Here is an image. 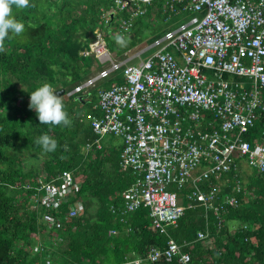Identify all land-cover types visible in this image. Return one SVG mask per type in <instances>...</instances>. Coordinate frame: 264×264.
<instances>
[{
    "label": "trees",
    "instance_id": "1",
    "mask_svg": "<svg viewBox=\"0 0 264 264\" xmlns=\"http://www.w3.org/2000/svg\"><path fill=\"white\" fill-rule=\"evenodd\" d=\"M114 4V0H30L29 7L14 9L25 30L6 41L5 52L0 53V264H127L147 258L153 247L166 248L170 240L189 244L184 248L191 256L188 264H264V173L243 170L237 177L232 171L220 184L214 180L213 184H222L219 197H235L239 205L216 211L184 199L178 224L161 233L149 209L124 212L136 175L121 166L123 142L117 146L102 140V148L86 149L98 138L89 116H98L100 110H85L89 94L79 93L85 103L77 94H67L100 68L94 55L83 54L90 50L96 30L120 57L136 47L144 49L147 39L165 36L188 16L180 12L183 4L174 5L179 11L175 13L166 0L154 1L120 45L116 37L122 35L121 20L129 16L112 17ZM112 78L116 82L108 81L102 90L123 80L120 75ZM44 83L53 91L59 85L66 90L61 101L71 121L67 129L40 125L35 110L29 108L30 92ZM102 90H96V99ZM263 133L264 112L244 138L253 142ZM44 135L57 142L56 153L43 154L36 145ZM65 173H72L78 186L74 195L57 206L43 204L41 182L58 185ZM201 188L210 189L203 184ZM76 203L81 204V213L71 217ZM47 217L55 218L52 227ZM199 232L205 239L198 240ZM144 261L183 264L178 258Z\"/></svg>",
    "mask_w": 264,
    "mask_h": 264
},
{
    "label": "built area",
    "instance_id": "2",
    "mask_svg": "<svg viewBox=\"0 0 264 264\" xmlns=\"http://www.w3.org/2000/svg\"><path fill=\"white\" fill-rule=\"evenodd\" d=\"M154 1L159 0H114L113 14L129 16L122 18L119 33L129 34ZM166 1L175 13L179 11L174 5L183 4L180 12L190 18L155 43L165 44L160 50L147 59H142V50L119 62L111 58L99 31L102 52L90 47L83 54L111 67L72 93H82L108 75L122 77L99 92L100 114L89 116L98 138L86 149L102 148V140L110 135L122 140L121 166L136 175L124 212L149 209L161 233L178 224L184 199L216 211L238 206L235 197H219L222 184L215 185L214 180L220 184L232 171L238 177L246 163L264 173V133L253 142L244 138L264 112V0ZM137 59L139 64L133 65ZM58 180V185L41 182L43 204L57 206L74 195L78 186L72 173ZM174 186L179 191L171 190ZM188 187L182 194L180 190ZM81 210L76 203L70 216ZM46 220L50 227L56 222L53 217ZM205 237L198 233V240ZM188 245L170 240L166 248L153 247L147 258L127 264L174 258L188 264L191 256L184 252Z\"/></svg>",
    "mask_w": 264,
    "mask_h": 264
},
{
    "label": "clouds",
    "instance_id": "3",
    "mask_svg": "<svg viewBox=\"0 0 264 264\" xmlns=\"http://www.w3.org/2000/svg\"><path fill=\"white\" fill-rule=\"evenodd\" d=\"M30 5V0H0V53L5 52V43L14 37H19L25 30V25L14 15L15 10H22ZM116 42L125 44L122 36L116 37ZM49 83H44L30 92L29 108L35 110L39 124L50 128L67 129L71 121L68 118L64 105ZM36 145L43 154H54L59 145L49 136L44 135L37 139Z\"/></svg>",
    "mask_w": 264,
    "mask_h": 264
},
{
    "label": "rangeland",
    "instance_id": "4",
    "mask_svg": "<svg viewBox=\"0 0 264 264\" xmlns=\"http://www.w3.org/2000/svg\"><path fill=\"white\" fill-rule=\"evenodd\" d=\"M112 15H114L112 13ZM190 16H187V19H185L184 21L182 22H178L177 24V28L182 24V23H185L187 20H189ZM96 37H93L92 40H90V47L92 48V50H94V47H96V44H98V35L100 34L99 33V30H96ZM122 37H125L123 35H121ZM96 38V39H95ZM159 39V37H151L149 39H147L145 41V46L146 48L144 49V52L142 54V59H147L149 56L153 55L154 53H156L158 50H160L165 44H159V45H156V46H153L156 42H158L157 40ZM99 45V44H98ZM109 48V47H108ZM148 48V49H147ZM147 49V50H146ZM146 50V51H145ZM110 52V56L113 60H116V61H124L128 58H131L133 56H137L139 54V52L142 51V48L141 47H136L134 48L133 50H131L130 52H128L127 54L123 55V56H118L117 53L115 52H112L109 48L108 50ZM93 52V51H92ZM94 53V52H93ZM95 55H97L96 53H94ZM100 68L99 69H95L93 71V73L91 74L90 78H89V81L90 80H93L95 79L96 77L100 76L101 74H103L106 70H108L110 67H111V64H103V63H100ZM133 65H136V64H139V59L135 60L132 62ZM107 72V71H106ZM120 79H118L117 81H119ZM108 81H111V82H116L115 78H112L111 75H108L107 77L105 78H100L98 79L97 81L95 82H92V84H90L89 86H87L84 91H83V95L84 94H89V97H88V104H86V107H85V110L86 111H91L93 109H98V97L96 99V96H95V92L97 89L99 90H102L103 89V86L101 85H104L105 83H107ZM88 82V81H87ZM84 84V83H83ZM97 85V89H93L95 86ZM58 89H61V85H59V88ZM75 90V89H74ZM74 90H71L67 95L68 96H71L73 95V91ZM81 96L80 94H77L76 97H79ZM63 98V97H62ZM61 98V99H62ZM104 142H113L115 145H120L122 143V141L120 139H112L111 137H105L104 139ZM246 163V161H244ZM242 171H248V172H256L258 170H254L250 167V165L248 166V164H244V166H242ZM242 173V172H241ZM231 225V229H236L237 225L236 224H230ZM135 261V260H134ZM133 262V261H131ZM129 262V263H131Z\"/></svg>",
    "mask_w": 264,
    "mask_h": 264
},
{
    "label": "water",
    "instance_id": "5",
    "mask_svg": "<svg viewBox=\"0 0 264 264\" xmlns=\"http://www.w3.org/2000/svg\"><path fill=\"white\" fill-rule=\"evenodd\" d=\"M112 17H114V15H112ZM56 92H59L58 95H59L60 99L66 94V90H65V89H59V90H56V91H54L53 95H57ZM77 98H78L80 101H83V102L85 103V101H84V96H83V95H81V96H79V97H77Z\"/></svg>",
    "mask_w": 264,
    "mask_h": 264
},
{
    "label": "bare ground",
    "instance_id": "6",
    "mask_svg": "<svg viewBox=\"0 0 264 264\" xmlns=\"http://www.w3.org/2000/svg\"><path fill=\"white\" fill-rule=\"evenodd\" d=\"M102 45L101 44H97V47H94V52H98V50H100L102 52Z\"/></svg>",
    "mask_w": 264,
    "mask_h": 264
},
{
    "label": "crops",
    "instance_id": "7",
    "mask_svg": "<svg viewBox=\"0 0 264 264\" xmlns=\"http://www.w3.org/2000/svg\"><path fill=\"white\" fill-rule=\"evenodd\" d=\"M163 37H164V36H163ZM163 37L159 38L157 41L161 40ZM153 46H155V44H154ZM145 48H146V47H145ZM145 48H144V49H145ZM144 49H142V50H144ZM147 49H148V48H147ZM147 49H146V50H147ZM225 78L228 79V78H230V77L227 75V76H225ZM261 113H262V112H261ZM92 144H93V143H92Z\"/></svg>",
    "mask_w": 264,
    "mask_h": 264
}]
</instances>
